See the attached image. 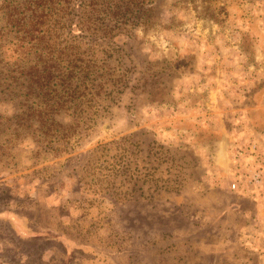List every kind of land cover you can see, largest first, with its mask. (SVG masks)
Listing matches in <instances>:
<instances>
[{"label":"rangeland","instance_id":"374dc122","mask_svg":"<svg viewBox=\"0 0 264 264\" xmlns=\"http://www.w3.org/2000/svg\"><path fill=\"white\" fill-rule=\"evenodd\" d=\"M40 1L0 0V264H264V0Z\"/></svg>","mask_w":264,"mask_h":264},{"label":"trees","instance_id":"16d2710c","mask_svg":"<svg viewBox=\"0 0 264 264\" xmlns=\"http://www.w3.org/2000/svg\"><path fill=\"white\" fill-rule=\"evenodd\" d=\"M36 1H38L40 3L42 2L40 0H35V2ZM83 1H85V0H83ZM123 1H125V3H122V0L117 1L118 7L122 8L123 14H126V13L128 15L133 14V18L136 20H140L141 18H143L145 13L147 11L151 10L152 6L156 2L155 0H123ZM75 7H77V4H75ZM231 205H232V208H231L232 210H234V211L237 210L238 212H241V214L244 213V211H243L244 209H243L241 203L235 205V203L233 202ZM253 205H254V203H253ZM254 208H255V206L253 207V209ZM221 211L224 214L227 212V209L224 208ZM31 230H32V232L29 234L26 233L25 237H22L23 234H21L20 232L17 231V233L22 235L20 237L21 242H27V243L34 242L33 244L36 245V247H37V243H38V246L41 247V243L38 241L48 240L49 238H54V239H58V240H60V238H64L65 240H68L70 243L71 242L76 243L74 240L68 238L66 236V234L64 233V231L58 232L57 229L45 227V226H42L40 224H38L37 227H35V229H31Z\"/></svg>","mask_w":264,"mask_h":264},{"label":"built area","instance_id":"2783aa9c","mask_svg":"<svg viewBox=\"0 0 264 264\" xmlns=\"http://www.w3.org/2000/svg\"><path fill=\"white\" fill-rule=\"evenodd\" d=\"M256 144L255 143H250L248 144V152L249 153H255L256 152ZM237 154L239 156H242L243 155V151H237ZM249 173L247 174L246 176V182H252V183H255V182H258L260 179H261V169L260 168H252V169H249ZM242 177L241 179H243V176H240ZM240 179V180H241ZM238 178L236 177L235 181L231 183V188L232 189H237L239 188V182H238ZM242 192H247L246 190L242 191Z\"/></svg>","mask_w":264,"mask_h":264},{"label":"crops","instance_id":"0c3cea01","mask_svg":"<svg viewBox=\"0 0 264 264\" xmlns=\"http://www.w3.org/2000/svg\"><path fill=\"white\" fill-rule=\"evenodd\" d=\"M248 192V191H247ZM254 202V201H253ZM246 211L244 210V213H245ZM244 213H243V215H244Z\"/></svg>","mask_w":264,"mask_h":264}]
</instances>
